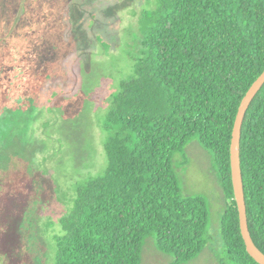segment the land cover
I'll return each mask as SVG.
<instances>
[{
  "label": "trees",
  "instance_id": "obj_1",
  "mask_svg": "<svg viewBox=\"0 0 264 264\" xmlns=\"http://www.w3.org/2000/svg\"><path fill=\"white\" fill-rule=\"evenodd\" d=\"M33 1L35 25L60 10ZM140 22L142 56L102 123L107 167L77 186L53 237L51 264H141L150 236L173 256L171 264L202 254L214 240L208 202L183 193L173 164L193 140L215 162L224 191L219 264H260L241 232L231 144L241 102L264 71V0H156ZM28 31L13 44L8 38L9 50L0 53V199L39 177L35 119L45 81L37 66L43 60L50 67L53 55ZM27 118L25 133L16 131L14 121ZM241 167L251 236L264 252V85L242 126Z\"/></svg>",
  "mask_w": 264,
  "mask_h": 264
},
{
  "label": "rangeland",
  "instance_id": "obj_2",
  "mask_svg": "<svg viewBox=\"0 0 264 264\" xmlns=\"http://www.w3.org/2000/svg\"><path fill=\"white\" fill-rule=\"evenodd\" d=\"M50 1L60 10L46 15L38 26L32 22L31 11L37 9H32L33 0H0V53L9 50L3 46L8 38L13 44L29 29V34L44 38L40 47L52 51L47 58L53 55L50 67L43 60L37 66L41 82L45 81L40 90L41 112L35 119L40 140L34 163L38 181L23 180L25 185L0 199V264L52 263L53 237L61 231L60 218L69 213L77 186L101 175L107 167L104 143L108 132L102 128L105 113L122 80L133 75L142 56L141 14L156 5V0L39 3L45 6ZM27 125L28 118L19 125L14 121L15 130L22 134ZM173 164L183 193L206 198L214 239L186 264H219L225 196L216 164L197 140L177 153ZM173 259L157 248L154 236L145 240L141 264H171Z\"/></svg>",
  "mask_w": 264,
  "mask_h": 264
},
{
  "label": "water",
  "instance_id": "obj_3",
  "mask_svg": "<svg viewBox=\"0 0 264 264\" xmlns=\"http://www.w3.org/2000/svg\"><path fill=\"white\" fill-rule=\"evenodd\" d=\"M264 85V71L252 84L243 98L236 117L231 144V168L235 191V198L239 209L241 232L245 240L248 253L260 264H264V252L254 242L248 221L245 187L241 167V135L242 126L252 101Z\"/></svg>",
  "mask_w": 264,
  "mask_h": 264
}]
</instances>
